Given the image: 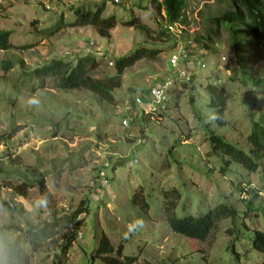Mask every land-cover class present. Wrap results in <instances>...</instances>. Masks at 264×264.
Masks as SVG:
<instances>
[{
    "label": "rangeland",
    "instance_id": "1",
    "mask_svg": "<svg viewBox=\"0 0 264 264\" xmlns=\"http://www.w3.org/2000/svg\"><path fill=\"white\" fill-rule=\"evenodd\" d=\"M101 4L102 18L115 17L106 38L91 26L74 25L76 10L91 12ZM227 8L228 0H185L184 23L167 33L155 23L164 17L151 0H0V31L11 32L12 45L0 51V204H8L0 210V246L29 225L49 221L50 208L58 216L80 209L71 241L67 225L35 251L24 245L28 264H104L89 260L100 233L113 250L108 257H135L131 264L262 261L250 243L254 231H264V159L256 160L254 172L235 163L225 167L226 158L212 150L208 137L248 150L251 121L264 113V103L262 92L239 77L247 70L264 77V51L251 42L247 24L236 27L239 64L223 26L212 50L200 53L193 43L208 30L209 19ZM188 41L191 82L174 83L166 102L152 108L149 89L173 80L167 60ZM140 48L156 53L123 70L109 103L80 88L61 90L56 77L31 74L52 60L72 66L90 55L97 64L90 77L104 79L113 74L114 59ZM198 57L205 67L194 70ZM7 60L10 68L2 71ZM206 85L226 95L219 122L208 107ZM124 118L129 124L122 128ZM20 186L23 195L14 191ZM172 190L179 198L167 196L178 218L202 215L220 203L230 205L234 216L217 220L203 241H189L165 222L163 193ZM41 195L49 201L46 209L34 206Z\"/></svg>",
    "mask_w": 264,
    "mask_h": 264
},
{
    "label": "trees",
    "instance_id": "2",
    "mask_svg": "<svg viewBox=\"0 0 264 264\" xmlns=\"http://www.w3.org/2000/svg\"><path fill=\"white\" fill-rule=\"evenodd\" d=\"M156 12L163 11L164 22L168 24L178 23L183 24L184 20L181 19L182 11L185 8V0H151ZM104 5L101 4L94 11L81 12L79 9L74 12L76 19L74 25L76 26H91L100 37H108V30L115 24V17L113 15L107 18H102L100 13ZM45 9V7H44ZM129 25L133 21L128 22ZM165 32H169L160 23L155 22ZM209 28L202 37L194 38L193 43L197 45L204 53L212 50L218 43L219 33L218 29L223 26L228 34L227 45L232 48V54L239 64V38L237 26L247 24L248 34L251 37L253 45L264 51V0H228V8L222 11L219 15L209 19ZM161 31V30H160ZM11 32L0 31V51L10 50L12 45L9 43V36ZM163 34V33H162ZM218 43V44H217ZM156 53L155 51L140 48L134 50L130 54L119 57L113 60V74L104 79H93L90 77V72L96 67L94 58L90 55H84L76 59L72 66L61 60H52L49 64L36 68L31 71L33 79H44L46 77H56L57 87L61 90L83 89L87 92L98 97L99 100L109 103L112 100V91L117 89L120 85V76L124 69L132 66L138 60L151 56ZM202 60L201 57L197 61ZM203 61V60H202ZM204 62V61H203ZM10 62L4 61L1 63L2 71H7ZM191 82V80H190ZM239 82L245 86L246 83H251V88H256L262 92L264 103V77H251V73L243 72L240 74ZM205 92L208 96V107L216 112V121L221 120L222 111L226 95L218 90L215 86L206 85ZM129 119H127V125ZM126 125V127H127ZM209 142L213 151H218L223 157L226 158L224 166L227 167L229 163H235L247 172H254L259 168L258 160L262 157L264 159V113L259 114L257 119L251 121L250 133L246 136L248 143V150L245 151L237 145L223 140L218 135L209 134ZM225 168H220L219 172L222 174ZM264 175V169H262ZM39 189L43 187L41 181L37 182ZM21 187H15L14 191L23 195ZM172 199H178V194L172 190L168 194L163 193L165 197L163 214L168 228L176 234H179L189 241H203L208 235L209 231L213 228L217 220L233 218L235 210L230 205L220 203L199 216H187L178 218L174 215L175 205L172 199L167 195H171ZM132 204L136 205L137 197L132 195ZM141 205L145 207L144 201L139 200ZM8 204H0L2 206ZM80 208V207H79ZM87 208H85V212ZM50 220L44 222L42 225H29L22 233H19L16 239L0 246V260L7 259V264H28L29 258L24 250V245H27L32 251H35L38 243L42 240L53 238L64 226H71V232L67 236V240L71 241L79 230V225L76 217L80 214V209H76L69 214L58 216L53 210L49 209ZM227 234L231 235L232 230L229 228ZM252 249L263 256L259 264H264V231H254L251 239ZM66 246H68L66 244ZM64 247H62L63 249ZM233 251V248L231 247ZM120 248L116 249V254L120 255ZM113 252L109 245L108 239L103 233L98 235L96 246L89 257V260L100 259L104 264H131L135 261V257H124L123 262L120 260L110 259L108 256ZM147 264H168L165 262L147 263Z\"/></svg>",
    "mask_w": 264,
    "mask_h": 264
},
{
    "label": "built area",
    "instance_id": "3",
    "mask_svg": "<svg viewBox=\"0 0 264 264\" xmlns=\"http://www.w3.org/2000/svg\"><path fill=\"white\" fill-rule=\"evenodd\" d=\"M113 3H117L118 0H112ZM47 9V7H45ZM161 14L164 17L163 11L161 10ZM163 23V27L166 28L168 31L172 28V26H177V23L168 24L166 22H159ZM190 41H188L187 46H182L176 54H173L168 60L167 65L170 68L171 72L175 74V77L173 80H166L159 86H155L148 91V100L147 103L149 106H152V108L158 104L165 103L168 97V94L171 92V89L173 88L174 83H186L187 81H190L191 74L189 71H187L188 63H192L191 61V54L189 51H191V47H189ZM193 47V46H192ZM223 60V58H221ZM204 62L202 60L195 62V69H202L204 68ZM135 105H140V101L135 98L134 99ZM127 125V119L124 118L120 122V126L126 127Z\"/></svg>",
    "mask_w": 264,
    "mask_h": 264
},
{
    "label": "clouds",
    "instance_id": "4",
    "mask_svg": "<svg viewBox=\"0 0 264 264\" xmlns=\"http://www.w3.org/2000/svg\"><path fill=\"white\" fill-rule=\"evenodd\" d=\"M48 199L46 195H41L39 196L35 201H34V206L37 208H47L48 207ZM139 223V222H138ZM0 264H7V259H2L0 260Z\"/></svg>",
    "mask_w": 264,
    "mask_h": 264
}]
</instances>
